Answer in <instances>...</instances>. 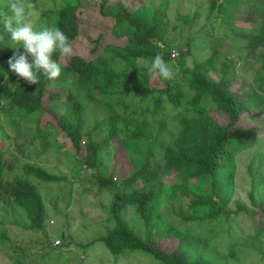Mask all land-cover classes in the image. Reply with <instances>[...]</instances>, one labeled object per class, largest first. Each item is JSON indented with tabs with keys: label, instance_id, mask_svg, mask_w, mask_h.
Wrapping results in <instances>:
<instances>
[{
	"label": "rangeland",
	"instance_id": "obj_1",
	"mask_svg": "<svg viewBox=\"0 0 264 264\" xmlns=\"http://www.w3.org/2000/svg\"><path fill=\"white\" fill-rule=\"evenodd\" d=\"M105 0H29L34 5L32 11L38 25H47V11L55 10L67 4L76 5L79 23V35L71 43L73 54L62 57L66 64L73 55H82L88 60L106 63L116 72L131 74L137 72L130 86L146 88H165L166 80L148 74L146 65L152 60L145 58H114L115 51L129 43L126 28L115 34L116 19L102 12ZM107 0V7L125 6L142 20L151 22L158 11L156 22L160 34L167 38L176 75L180 78L185 69L194 68L215 51L218 60L232 62L230 78L234 80L231 88L245 100L253 98L255 111L264 97V89L254 78L259 64L255 59L256 42H264V0ZM10 0H0V9L7 10ZM214 8V9H213ZM189 15L182 19L180 15ZM126 25V24H124ZM2 31V25H0ZM254 42V44H253ZM5 43L11 44L6 36ZM190 43V44H189ZM164 49V43H159ZM189 45V46H188ZM190 51H187V47ZM0 49L17 51L16 48L0 44ZM189 49V48H188ZM19 50H23L22 45ZM173 50L177 51L174 56ZM182 52L187 54L180 57ZM259 53V52H258ZM212 70L213 77L219 79L221 71ZM1 74V73H0ZM127 83L121 79L107 93L95 91L106 103L96 102L87 97L76 79L67 75L65 81L54 79L45 94L42 111L28 113L14 107L9 102L14 86L0 75V92L4 103L0 106V152L3 158L5 183L23 175L25 163L39 164L52 173L66 176L61 182H48L35 176L31 181L38 185L43 194L47 214L42 231L31 230L25 226L31 219L25 208L18 207L13 200L4 197L0 201V264H165L145 251L125 250L122 254L112 253L101 241L112 230L113 224L107 217L116 192L85 188L83 185L93 182L98 176L113 177L117 183L129 179L139 163L149 157L151 166L162 171L161 195L154 204L151 229L155 240L167 250L178 249L181 256L194 261L202 254L216 250L225 260L224 264H264V223L252 226L254 217L241 215L238 230L228 232L229 223L217 231L208 234L206 224L183 222V215H202L203 211L190 213L189 203L192 196L175 194V176L163 169L165 147H174L180 131V115L202 116L189 104L193 93L184 82L183 97L175 105L165 94L166 109L153 114L154 99L143 98L138 91H126ZM73 93L84 102L85 126L82 148L77 151L68 135L60 128L58 119L70 110L68 96ZM158 96V95H155ZM155 98V97H154ZM205 112L217 110L216 103L206 98L203 102ZM119 115L118 126L124 132L110 141V145L101 152L102 164L99 168L87 167L82 159L88 154L87 132L100 121L105 120L111 110ZM249 117L245 113L241 120L243 129H238L231 141L235 146V160L216 179L219 198L227 209H239L244 204L250 211L264 208V119L261 113ZM127 121L129 125L123 122ZM142 128L143 138L125 140L132 130ZM104 129V130H103ZM108 126L94 132L95 139H104ZM256 130L253 134L250 130ZM257 133V134H255ZM139 146L140 150L135 151ZM146 155V157H145ZM78 161V163H77ZM80 162V163H79ZM90 181H89V180ZM144 180L134 182V187H144ZM212 177H205L191 185L195 192H211ZM251 193L254 201L251 200ZM125 219L140 236L146 235L144 221L131 207L124 211ZM94 242L91 245V242ZM228 257V258H227Z\"/></svg>",
	"mask_w": 264,
	"mask_h": 264
},
{
	"label": "trees",
	"instance_id": "obj_2",
	"mask_svg": "<svg viewBox=\"0 0 264 264\" xmlns=\"http://www.w3.org/2000/svg\"><path fill=\"white\" fill-rule=\"evenodd\" d=\"M212 6H216V0L212 1ZM215 8V7H214ZM213 8V9H214ZM102 12L106 15H112L116 19L114 27L115 34H120L123 26L129 37V43L122 50L115 51L114 58L121 57L123 59L145 58L152 60L157 53H162L163 58L167 62L172 61L169 51L168 41L165 35L160 34L158 22H156L158 11L151 22L142 20L138 14L129 11L124 5L119 4L118 7H107V0L102 4ZM48 16V26L60 28L72 43L79 35V23L76 16V5L67 4L61 8L46 12ZM182 19H189V15H180ZM126 24V25H124ZM164 43V49L159 45ZM190 44V43H189ZM254 44V42H253ZM255 59L258 64L254 78L264 89V42H256ZM189 46V45H188ZM187 51H190V47ZM189 48V49H188ZM23 53L24 50H19ZM15 51L9 49H0V75L6 82L14 86V93L7 104L14 107L24 109L28 113H35L43 110L44 97L50 83L53 80L48 79L43 73H39V82L37 84H29L23 78H19L12 72L7 63L8 59ZM259 52V53H258ZM187 53L182 52L180 57H184ZM59 53L54 54V59L61 63ZM219 55L215 51L214 56L196 63L194 68L185 69L181 75L183 83L189 85L193 93L189 104L193 106L194 111L201 112L202 116L180 115V131L174 147H165L163 152V169L171 172L176 179L174 184L175 194L192 196L189 203L190 213L203 211L202 215H183V222H197L198 224H206L207 233L210 234L229 223L231 229L238 230L241 222L238 219L241 215L247 217L253 216L254 223L252 226H260L264 223V208L261 211H250L246 205L239 204L238 210L227 209L225 204L219 198L221 192L216 187V179L227 170L235 160V146L232 145L234 133L241 126L242 116L250 113V118L256 114L254 106V97L245 100L231 86L234 82L230 78V70L233 68L232 62L218 60ZM31 62V56H29ZM219 65L217 71H221L222 75L219 79L213 77L212 70ZM62 73L59 80L65 81L67 75H72L79 83L80 88L85 91L88 98L96 102L106 103L110 107L109 102H105L101 97H96L95 91L98 90L107 93L110 88L124 79L127 83L126 91H138L143 98L154 99L153 114L164 111L167 107L165 94L175 104L181 101L183 97V88L180 81L166 80L165 88H153L147 85L146 88L130 86V81L134 80L137 72L124 74L116 72L106 63L99 60H88L82 55H73L66 64H62ZM7 76V79H5ZM151 75L148 73L144 77L149 80ZM158 95V96H155ZM155 97V98H154ZM209 98L215 101L217 110L214 112H205L203 105L204 99ZM70 110L61 114L58 119L60 128L71 139L72 144L78 150L82 148V138L84 137L85 126V106L78 97L70 93L68 96ZM4 103L3 94L0 92V106ZM259 108L264 104V97L259 101ZM177 105V104H175ZM263 119V111L261 110ZM120 120L119 115L114 109L111 110L109 116L100 121L94 128L87 132L88 154L82 159L87 167L91 169L99 168L103 163L101 152L110 145V141L124 132L123 128L118 126ZM129 125L127 121L123 122ZM108 126V134L102 140L94 138V132L99 130L102 132L103 126ZM253 134L256 130H250ZM257 134V133H255ZM130 137L137 138L139 143L143 138L142 128L132 130L125 142ZM140 147L136 145L135 151L138 152ZM0 152V201L7 197L18 207L25 208L31 219V224L25 226L31 230L42 231L45 225L47 207L46 201L40 188L33 183L30 177L35 176L48 182H61L67 179L66 176L58 175L50 172L43 166L33 163H25L23 165V175L17 176L13 181L5 183L3 158ZM146 157V155H145ZM78 163V161H77ZM80 163V162H79ZM162 171H158L157 167L151 166L149 157L145 161L138 164L133 170V175L127 179H123L122 183H117L113 177L96 176L91 178V184H84L85 188H97V190H113L116 192L115 199L110 204L109 215L107 220L113 224V228L108 234L99 241L103 242L108 249L120 255L125 250L145 251L163 261L165 264H224L225 260L218 254L216 250L202 254L194 261L185 260L178 249L173 251L167 250L165 246H161L155 240L153 230L151 229V218L154 204L159 200L161 195ZM205 177H212L211 192L200 193L191 189V185ZM144 180L148 184L144 187H134L132 184L139 180ZM89 180V179H88ZM89 180V181H90ZM251 200L255 202L253 193ZM131 207L135 210V214L144 221L146 227V235L140 236L129 222L125 219V209ZM91 242L88 245L93 244ZM228 258V257H227Z\"/></svg>",
	"mask_w": 264,
	"mask_h": 264
},
{
	"label": "clouds",
	"instance_id": "obj_3",
	"mask_svg": "<svg viewBox=\"0 0 264 264\" xmlns=\"http://www.w3.org/2000/svg\"><path fill=\"white\" fill-rule=\"evenodd\" d=\"M33 8L34 5L29 0H10L7 10L0 9V44L17 49L7 63L12 72L29 84L39 82V73L50 80L58 79L62 73V65L54 59V54L59 53L61 57L73 54L68 36L58 27L38 25ZM6 36L11 44L5 43ZM20 45L23 53L19 51ZM146 68L151 76H159L165 80H172L176 75L173 65L164 60L162 53H157Z\"/></svg>",
	"mask_w": 264,
	"mask_h": 264
},
{
	"label": "built area",
	"instance_id": "obj_4",
	"mask_svg": "<svg viewBox=\"0 0 264 264\" xmlns=\"http://www.w3.org/2000/svg\"><path fill=\"white\" fill-rule=\"evenodd\" d=\"M173 53L175 54L174 56H176L178 54L176 50H173Z\"/></svg>",
	"mask_w": 264,
	"mask_h": 264
}]
</instances>
